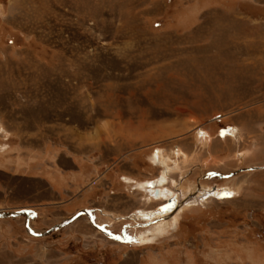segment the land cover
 Returning <instances> with one entry per match:
<instances>
[{"label": "rangeland", "instance_id": "374dc122", "mask_svg": "<svg viewBox=\"0 0 264 264\" xmlns=\"http://www.w3.org/2000/svg\"><path fill=\"white\" fill-rule=\"evenodd\" d=\"M0 264H264V0H0Z\"/></svg>", "mask_w": 264, "mask_h": 264}, {"label": "bare ground", "instance_id": "6f19581e", "mask_svg": "<svg viewBox=\"0 0 264 264\" xmlns=\"http://www.w3.org/2000/svg\"><path fill=\"white\" fill-rule=\"evenodd\" d=\"M206 140H207V136H206V134H204V133H200L199 134V136H198V141H199V143H201V144H207L206 143ZM178 154L180 155V154H182L183 155V157H185V158H187L188 157V155L184 152V151H182L181 149H178ZM158 153V152H157ZM161 156V157H160ZM182 157V158H183ZM159 158H161V160L159 159ZM163 158V159H162ZM159 160H160V163H162V165H165V167H166V174H167V172L169 171V169H172L171 168V165H169L168 164V160H169V157H167V156H164V154L162 153V152H159V154H158V157H156L155 158V161L156 162H159ZM155 162V163H156ZM178 166V165H177ZM167 178L168 177H166L165 175H162V177H160L158 180H154V181H148L146 184H144L143 183V187H146V189L147 190H150L149 192L151 193V195L152 196H154V197H163V196H170L171 195V192L168 190V189H161V188H159L158 186H161V184L162 183H164V182H166V180H167ZM177 184V183H176ZM142 187V188H143ZM146 190V191H147ZM201 191V190H200ZM212 191V190H211ZM155 193H157V195H155ZM205 194H206V192H205ZM209 195V194H208ZM206 197V196H205ZM154 199V198H153ZM171 199V198H170ZM189 203V202H188ZM191 204V203H190ZM189 204V205H190ZM169 210L167 209L166 211H163L162 210V215H160V216H163L164 215V213H170V212H168ZM159 212V211H158ZM156 217V216H155ZM162 218V217H161ZM175 219V218H174ZM159 226H157V228H158ZM163 227V226H162ZM156 228V229H157ZM149 236H147V237H144V236H141V239H140V241L141 240H144V239H146V238H148ZM152 238V237H151ZM154 238V237H153ZM147 240V239H146ZM149 240V239H148Z\"/></svg>", "mask_w": 264, "mask_h": 264}, {"label": "flooded vegetation", "instance_id": "af4514ba", "mask_svg": "<svg viewBox=\"0 0 264 264\" xmlns=\"http://www.w3.org/2000/svg\"><path fill=\"white\" fill-rule=\"evenodd\" d=\"M160 177H162V175H159L157 178H156V180H158ZM155 195H157V193H155ZM163 217V216H162ZM161 218V217H160ZM150 222H152V221H150Z\"/></svg>", "mask_w": 264, "mask_h": 264}, {"label": "water", "instance_id": "95a60500", "mask_svg": "<svg viewBox=\"0 0 264 264\" xmlns=\"http://www.w3.org/2000/svg\"><path fill=\"white\" fill-rule=\"evenodd\" d=\"M75 218V217H74ZM59 227L62 226V225H58Z\"/></svg>", "mask_w": 264, "mask_h": 264}]
</instances>
